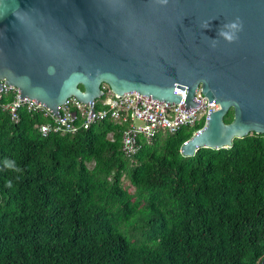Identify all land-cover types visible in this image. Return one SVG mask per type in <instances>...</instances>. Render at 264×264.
I'll return each mask as SVG.
<instances>
[{
    "label": "trees",
    "instance_id": "trees-1",
    "mask_svg": "<svg viewBox=\"0 0 264 264\" xmlns=\"http://www.w3.org/2000/svg\"><path fill=\"white\" fill-rule=\"evenodd\" d=\"M44 121L0 108V264H261L264 134L181 155L200 121L140 138L128 158L127 124L43 137Z\"/></svg>",
    "mask_w": 264,
    "mask_h": 264
},
{
    "label": "water",
    "instance_id": "water-1",
    "mask_svg": "<svg viewBox=\"0 0 264 264\" xmlns=\"http://www.w3.org/2000/svg\"><path fill=\"white\" fill-rule=\"evenodd\" d=\"M1 81L54 113L102 84L193 109L200 86L207 120L180 153L229 148L264 134V0H0Z\"/></svg>",
    "mask_w": 264,
    "mask_h": 264
},
{
    "label": "built area",
    "instance_id": "built-area-1",
    "mask_svg": "<svg viewBox=\"0 0 264 264\" xmlns=\"http://www.w3.org/2000/svg\"><path fill=\"white\" fill-rule=\"evenodd\" d=\"M101 88L103 94L92 103H83L74 97L54 113L50 108L30 99L19 100V90L1 81L0 100L3 95L9 94H13L14 99L6 104L0 102V108L7 111L13 122L18 121L21 109L40 115L45 121L37 123L36 128L43 137L49 134H75L104 119H110L119 125L127 124L121 135V150L128 158L139 150L140 138L151 141L159 132L173 133L181 127L194 126L200 121L205 124L207 120L208 99L201 95L200 86L193 99L198 104L187 110L183 108V102L154 100L135 92L117 95L106 84H102ZM135 121L140 122V125H136Z\"/></svg>",
    "mask_w": 264,
    "mask_h": 264
},
{
    "label": "clouds",
    "instance_id": "clouds-1",
    "mask_svg": "<svg viewBox=\"0 0 264 264\" xmlns=\"http://www.w3.org/2000/svg\"><path fill=\"white\" fill-rule=\"evenodd\" d=\"M228 27L233 29L234 31H232L231 33L221 32V33H219V35L223 36L227 41L232 42L233 40H235L237 38L236 37V31H238L240 29L241 25L239 24V22H237V23H233V24L228 25ZM8 166L11 167L10 165H8Z\"/></svg>",
    "mask_w": 264,
    "mask_h": 264
},
{
    "label": "rangeland",
    "instance_id": "rangeland-1",
    "mask_svg": "<svg viewBox=\"0 0 264 264\" xmlns=\"http://www.w3.org/2000/svg\"><path fill=\"white\" fill-rule=\"evenodd\" d=\"M134 123L136 125H140V122H138V121H135ZM123 185H124V187L128 188L131 192L134 191V188L130 185L129 181L126 178L123 179ZM135 237L141 238L140 231L135 232Z\"/></svg>",
    "mask_w": 264,
    "mask_h": 264
}]
</instances>
